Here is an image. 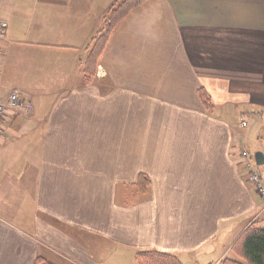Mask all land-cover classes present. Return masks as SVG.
Wrapping results in <instances>:
<instances>
[{
	"label": "crops",
	"instance_id": "obj_1",
	"mask_svg": "<svg viewBox=\"0 0 264 264\" xmlns=\"http://www.w3.org/2000/svg\"><path fill=\"white\" fill-rule=\"evenodd\" d=\"M119 1L11 0L0 264H214L264 227L238 157L241 120L264 149V0H139L91 58Z\"/></svg>",
	"mask_w": 264,
	"mask_h": 264
},
{
	"label": "trees",
	"instance_id": "obj_2",
	"mask_svg": "<svg viewBox=\"0 0 264 264\" xmlns=\"http://www.w3.org/2000/svg\"><path fill=\"white\" fill-rule=\"evenodd\" d=\"M138 2L139 0H122L117 6L110 8L105 28L98 31L91 58L99 53L109 29ZM200 97L209 107L210 99L204 90H200ZM234 253L236 257H227L221 261V264H264V227H248L234 245ZM149 257L156 259L153 264H183L173 254L149 250L138 252L135 255V264H151ZM143 259L148 260L143 263Z\"/></svg>",
	"mask_w": 264,
	"mask_h": 264
},
{
	"label": "built area",
	"instance_id": "obj_3",
	"mask_svg": "<svg viewBox=\"0 0 264 264\" xmlns=\"http://www.w3.org/2000/svg\"><path fill=\"white\" fill-rule=\"evenodd\" d=\"M7 27V23L0 20V41L5 35ZM8 110H27L25 103L20 99L17 91H12L5 98L0 99V124ZM247 126V120H241V127L246 128ZM238 157L246 173H248L249 177L247 178L255 186L258 195L264 199V165H257L254 155L248 150H241Z\"/></svg>",
	"mask_w": 264,
	"mask_h": 264
},
{
	"label": "rangeland",
	"instance_id": "obj_4",
	"mask_svg": "<svg viewBox=\"0 0 264 264\" xmlns=\"http://www.w3.org/2000/svg\"><path fill=\"white\" fill-rule=\"evenodd\" d=\"M119 3H120V1H119L118 3H116L114 6H117ZM11 5H12V4H11V0H0V18L6 20L7 26L9 25V27H7V29H6V32H7V30H8V32H10V30H14L16 24H18V23H17V21H18L17 18L10 19L9 22H7V20H8V19H7L8 12H9V11L11 10V8H12ZM4 14H5V16H4ZM108 16H109V14L106 16V18H105V20L103 21V24H102V25H104V26L106 25V22H107V20H108ZM6 32H5V34H6ZM8 32H7V33H8ZM5 68H6V66H4L3 69H2V68L0 69V82H1V83H4V80L6 79ZM0 93H2V88H0ZM255 116H257V115H255ZM248 120H250V119H248ZM254 121H255V120H254ZM253 124H254V125H253ZM242 129L244 130V131H243V135H242V139H243L242 144H246V145L244 146V148H246L247 150H249L251 153H254V152H256V151H261V152L264 153V149H261V150H260V145L257 143V138H256V136H257V131H258V129H257L255 123L248 122V126H247L246 128H243V127H242ZM251 129H252L253 131H252V133H251L250 136H249V140L247 141V140L245 139V137L248 138L249 130H251ZM245 140H246V141H245ZM242 149H243V148H242ZM246 149H243V150H246ZM262 165H264V164H262ZM243 169H244V167H243ZM244 170H245V169H244ZM246 176L249 177V176H248V173H246ZM247 181H248L249 184L252 185L254 191L257 193V190H256L255 186L250 182L249 178H247ZM257 195H258V193H257ZM258 196H259V195H258ZM259 197H260V196H259ZM260 198H262V197H260ZM262 199H263V198H262ZM148 259L151 261V264H153V263L156 261V259L151 258V257H149ZM148 259H143V263H144L145 261L147 262ZM178 259H179V258H178ZM179 260H180V259H179ZM180 261H181V260H180ZM221 261H222V260H220L219 262L214 263V264H221ZM181 262H182V261H181ZM145 264H146V263H145Z\"/></svg>",
	"mask_w": 264,
	"mask_h": 264
},
{
	"label": "water",
	"instance_id": "obj_5",
	"mask_svg": "<svg viewBox=\"0 0 264 264\" xmlns=\"http://www.w3.org/2000/svg\"><path fill=\"white\" fill-rule=\"evenodd\" d=\"M254 158L257 165L264 164V153L261 151L254 152Z\"/></svg>",
	"mask_w": 264,
	"mask_h": 264
}]
</instances>
